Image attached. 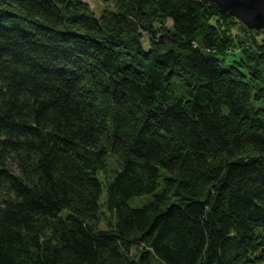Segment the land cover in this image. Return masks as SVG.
Instances as JSON below:
<instances>
[{
  "label": "trees",
  "instance_id": "16d2710c",
  "mask_svg": "<svg viewBox=\"0 0 264 264\" xmlns=\"http://www.w3.org/2000/svg\"><path fill=\"white\" fill-rule=\"evenodd\" d=\"M99 1L0 0V264H264V30Z\"/></svg>",
  "mask_w": 264,
  "mask_h": 264
},
{
  "label": "water",
  "instance_id": "95a60500",
  "mask_svg": "<svg viewBox=\"0 0 264 264\" xmlns=\"http://www.w3.org/2000/svg\"><path fill=\"white\" fill-rule=\"evenodd\" d=\"M229 12L252 30H264V0H197Z\"/></svg>",
  "mask_w": 264,
  "mask_h": 264
},
{
  "label": "rangeland",
  "instance_id": "374dc122",
  "mask_svg": "<svg viewBox=\"0 0 264 264\" xmlns=\"http://www.w3.org/2000/svg\"><path fill=\"white\" fill-rule=\"evenodd\" d=\"M84 1L87 2L90 5V7L94 9L97 18L100 17L103 9L106 7L105 4L101 3L99 0H84ZM172 25H173L172 21L171 20L168 21V26H172ZM144 47L146 50L150 49V36L148 34H144ZM182 87L183 84L179 81V79L176 78L174 82V88L176 92L182 94L183 93ZM105 195H106V189L104 188V193L102 195L101 202H104L106 198ZM152 199H153V194H147L145 196L135 197L131 199L129 204L132 207H142L147 203H149ZM102 217L104 218V220L101 222L102 223L101 225L103 227H108V225H105V223L108 219L111 218V214L109 212H106V210L103 207H102Z\"/></svg>",
  "mask_w": 264,
  "mask_h": 264
}]
</instances>
